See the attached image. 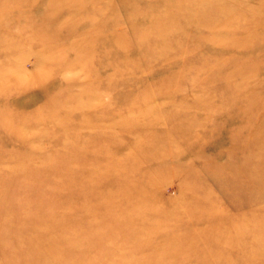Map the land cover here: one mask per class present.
I'll list each match as a JSON object with an SVG mask.
<instances>
[{
    "label": "rangeland",
    "instance_id": "374dc122",
    "mask_svg": "<svg viewBox=\"0 0 264 264\" xmlns=\"http://www.w3.org/2000/svg\"><path fill=\"white\" fill-rule=\"evenodd\" d=\"M0 32V264H264V0H0ZM149 175L137 213L189 228L115 238ZM224 211L248 247L210 248Z\"/></svg>",
    "mask_w": 264,
    "mask_h": 264
},
{
    "label": "bare ground",
    "instance_id": "6f19581e",
    "mask_svg": "<svg viewBox=\"0 0 264 264\" xmlns=\"http://www.w3.org/2000/svg\"><path fill=\"white\" fill-rule=\"evenodd\" d=\"M53 1H55V0H52V2ZM53 5L54 4H51L45 10L44 15L46 13H48L47 14V18H46L48 20L49 19L51 20L52 17L59 18V19L61 18V17L58 16V14H59V12H58L59 11V8L58 7H59V5H62V4H59L57 6L56 5L53 6ZM47 9H51L50 12H46ZM52 21H55L56 22V23L54 22V28L57 29L56 33H57V35L60 36V34L62 33V30L61 29L63 28L62 24L61 23H58V26L55 27L58 21H57V19H52ZM60 27H61V29H60ZM5 34L7 35L6 32H5ZM50 34H51V32H50ZM73 34H74L73 31H71V30L68 31V36L73 35ZM48 35H49V33H48ZM95 40L96 39L86 40V41H79V42H71V43H69V48L71 50V49H75V46L83 47L84 49H85V47H87L86 49H88L89 47H95V45H94L95 42H96ZM89 53L93 55L94 52H93V50H89V51H86L85 52V55H84V53L83 54L81 53L79 59H82V60L83 59L91 60V58L89 57L90 56ZM78 97L76 96V98H78ZM76 100H75V102H76ZM142 136H143V134H142ZM259 137L261 138V142L259 143V148H260V151H262V153L260 154V158H259L258 161L262 160L264 162V155H263L264 154L263 153V150H264V142H262L263 141V138H262L261 134L259 135ZM135 139H136V137H135ZM138 141H140V138H139ZM262 164L263 163H261V164L258 163V166H257L258 169L255 170L257 172V175H256V173H254V174L257 177L260 176V178L264 179V167L261 166ZM135 165L140 166V165H143V163L139 162V160L137 159V161L135 162ZM134 168H136V166ZM150 176L151 175H149L146 179L141 180V181H137V182L136 181H133V180H130V179H126V183H124V185H122V187H124L125 184H126V194L125 193H120V195H118L119 194V190H118L117 193L115 192L116 194L110 195V197L112 199H114V200H118V201H121L123 203L126 202V216H124L126 218V221H125V223H126V231L125 232L126 233L125 232L122 233V231H117V233H115V238L116 237H120L121 238L125 234L126 235H129V236H132V235L138 236V235H141V234L144 235L145 233H148L150 231H153V229L155 231H157V232H161V231H169V229L170 230L171 229H173V230H182V229H186V228L188 229L189 228V225H187V223L184 224V225H182V226H180V227H179V225H170L169 223H167L166 225H164V228L163 229L162 228H158V225L155 223V219H153V220L152 219H144L142 217V215H140L139 213H137V211H140L141 207L143 206L142 205L143 203L146 202V204H147V203H150V202H148V200L144 201V199H145L146 196H145V193L143 192V190H141L140 192H138L137 195H135V193H129L128 190L130 191L131 189L133 190V189H136L137 187H141L142 188V186L145 184V181H147L150 185H153V183H152L153 180L150 178ZM256 184H257V187L258 188L262 189L264 187V180L259 179ZM114 188L115 189H118V188H120V186L118 188H116V187H114ZM115 189H114V191H115ZM106 196H108V194ZM125 197H126V200H122V199H125ZM108 198H109V196H108ZM211 213L212 212H210L209 214H210L211 222L212 223H209L210 222V218L209 217L207 219H204V224L203 223H200V224H203L204 225L203 229L205 231L215 230V231H218L219 234H220V231L222 232V234L219 235L220 237H218V238H215L214 237L216 243H214L213 245H211V247H210L211 249L214 248L215 245L218 246V247H220V248L227 249L230 246V244H231L230 243L231 242V238H230L231 237L230 236L231 232H233L234 237L237 240H238V238L240 240V238L243 237V236L245 238H247V240L244 239L246 241L245 246H247V247H248L249 244H251V240H254L253 239V235H247V234L244 235V233L247 232V230L249 229L248 227L253 226V223L252 222L247 221L245 224L244 223L237 224V223H235V221L233 222V221L230 220V218L228 217V212H225V213H222V214H217L216 215L217 218L216 217H212V214ZM159 216H160V218H163L166 215H159ZM245 218H246V216H245ZM195 219H197V218H195ZM215 219H217L218 221H215ZM132 225H134L133 228L130 227ZM247 225H249V226H247ZM262 226L264 227V223H261V222H256V225H254V227H256V228H259V227H262ZM138 232H140V233H138ZM221 256H223V255H221Z\"/></svg>",
    "mask_w": 264,
    "mask_h": 264
}]
</instances>
